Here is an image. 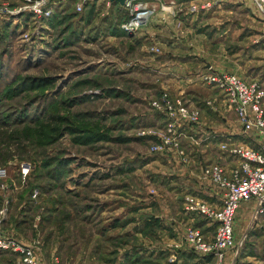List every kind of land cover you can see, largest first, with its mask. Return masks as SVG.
Wrapping results in <instances>:
<instances>
[{"label": "rangeland", "instance_id": "obj_1", "mask_svg": "<svg viewBox=\"0 0 264 264\" xmlns=\"http://www.w3.org/2000/svg\"><path fill=\"white\" fill-rule=\"evenodd\" d=\"M226 1H212L191 16L208 26L197 20L195 30L204 34L196 49L228 54L242 75L218 72L264 88V19L249 0ZM23 3L0 0V169L6 171L0 211L7 210L0 233L36 245L42 264H169L171 226L146 223L174 218L185 241V196L176 194L173 181L189 174L177 160L189 159L179 151L189 149L193 128L177 123L170 133L152 103L167 93L196 109L203 122L205 105H212L198 76L206 64L198 73L179 71L170 48L147 52L153 42L145 27L126 34L128 16L116 4L94 0L76 12L74 1L66 0L51 18L38 19L22 10ZM226 106L233 121L236 112ZM163 136L176 137L177 147L164 146ZM255 136L243 137L250 142ZM228 158L233 169L239 165ZM22 164L31 166L25 180ZM255 209V202L242 203L236 213L242 245L238 256L228 254L229 263L264 264V216L255 219ZM16 263L11 252H0V264Z\"/></svg>", "mask_w": 264, "mask_h": 264}, {"label": "built area", "instance_id": "obj_2", "mask_svg": "<svg viewBox=\"0 0 264 264\" xmlns=\"http://www.w3.org/2000/svg\"><path fill=\"white\" fill-rule=\"evenodd\" d=\"M23 1L25 3L22 10L33 14L35 18L49 19L54 14V8L66 0ZM73 1L76 12H82L85 6L94 0ZM100 1L112 4L109 0ZM212 1L217 3L219 0H205L201 6L193 2L186 7V11L192 15L198 14L201 10L211 8ZM249 1L264 19V0ZM122 7L128 16L122 29L131 36L148 26L159 13L163 18L165 15L173 19L177 18L178 11L182 12L185 6L180 3V0H126ZM151 50L159 52L158 49ZM198 76L205 85L222 92L228 104L236 112L244 133H254L260 141L258 148L234 142L221 144V150L224 153L239 161V165L232 169L229 175L220 164L204 168V178L223 191L221 209H215L190 196H187L184 202L186 212L198 213L216 226V234L212 242H208L200 230L188 228L185 241L190 249L201 257L211 256L213 264H235V260L229 263L228 254L235 251V256H238L242 245V243L237 244L235 237V218L240 205L255 202V219L264 216V88L257 83L249 84L236 75L218 72L207 66L198 73ZM208 104L211 105V103ZM152 105L156 111L164 114L170 133L175 132L177 123L188 126L200 124V113L196 109L190 108L181 99H171L167 93L154 101ZM176 139V137L171 139L163 136V144L177 147ZM30 171V164H22L20 166L22 179L25 180ZM2 178H6V171L0 169V179ZM6 215V209L0 211V228ZM38 250L34 244L24 245L6 239L0 233V252H11L17 257L16 264H42Z\"/></svg>", "mask_w": 264, "mask_h": 264}, {"label": "crops", "instance_id": "obj_3", "mask_svg": "<svg viewBox=\"0 0 264 264\" xmlns=\"http://www.w3.org/2000/svg\"><path fill=\"white\" fill-rule=\"evenodd\" d=\"M225 1L226 0H224V3ZM193 2L199 1L180 0V3L185 6V9L183 8L182 12L178 11L177 18L173 19L172 17H166V15L163 18V16L159 13L160 15L158 14V16L154 18L147 27H145L147 32V40H149L151 43L153 42L152 45H150V50L146 51L151 53L152 47L158 49L159 52L161 48L163 50L166 47L170 48L171 50L169 54L171 59H173V66L175 67L177 65L179 71L188 70L187 68L192 67V69L194 68V70L192 71L194 73L195 70L197 71L198 69L202 68L201 64L205 63L206 65L204 66H212L213 68H215L216 71L227 70L229 72L236 74L239 73L242 75V67L238 65H230V56L228 54H225L220 57L215 55L214 57L211 54L203 53L202 51H198L196 49V43L200 37H198V35L202 36V34L204 33L203 31L195 30V27L198 24L197 20H199L198 17H191L194 15L189 14L186 11V7ZM226 2H232V0ZM225 9H227V7H224V10ZM191 20L195 25H192V22L190 23ZM199 21L201 27H208L207 24H205L206 21ZM175 23L176 26L174 28L173 25ZM189 25L191 26V28L189 27ZM178 29L183 32V35L179 34L180 38L177 37ZM229 31L230 30L228 29L224 34H227L228 36ZM175 33L177 35H175ZM208 37L211 38V35L208 34ZM217 58L220 60L222 59L223 63L228 64V66H222L220 63H218ZM196 73H198V71ZM252 73H254V71ZM194 83L198 85L199 82ZM205 89H208L206 90L208 92H202V95L207 94L211 98L210 102H212L211 106L207 104L209 107L205 105L208 111V118L205 117V115L203 122L201 121L200 124L191 126L193 128V133H191L192 135L189 137L190 145L188 147V150L190 153L187 152L188 150L186 149L179 151L180 154H184V157L189 154V159H187L186 157L184 159L177 160V163L180 165L179 167L182 168L187 166L188 168H190V171H188L189 174L186 175V173H181L177 175L173 183L174 186H177V195H184L185 198L187 196H190L196 201H202L204 203H207L209 206L215 209H221L223 206V191H221L217 186L213 185L210 181L204 178V163L209 162L210 160H212V162L214 163H219L225 168L227 175H229L233 169V166H231L232 164L230 163V159L228 158L229 155H227L221 150V144L226 142H234L247 146H250L249 144H254L252 147L258 148L260 141L258 139L254 141L252 138L250 139V142L246 141L245 137H243L245 133L241 124L237 120L236 115L233 121H231V118L229 119L230 115H228L226 110V108H228V106H226L228 105V102L224 95L221 94L220 91L216 90L215 88L209 87L207 85H205ZM213 90H215V92ZM208 102L209 101H207V103ZM224 120L226 121L224 122ZM179 136L186 137V134L182 132ZM203 138H205L204 140H206L207 142L204 141V143H202ZM216 151H219L220 155H217ZM213 154L218 156V160L213 159ZM193 168H195L194 171L192 170ZM182 211V215L187 217V223L191 225L192 222L193 226L188 225V228L200 230L202 235L208 242H212L214 240L216 234L215 225L207 221L203 216L198 213H189L186 212V210L184 209ZM178 216H180V213L178 214ZM162 218V216H158L156 217V220H158L163 226H165L166 224L170 225L172 228V232H174V235L172 236L173 244L169 245L171 247L173 246V251L171 252L170 250V253H172L170 255V260H173V262L169 260V264H180L182 262V259L183 262L181 264H204V259L201 257V255L194 253L193 256H190L189 252L192 250L190 249L186 241H184V239L180 237V224L177 223L174 218H171V222L165 216L163 219ZM176 231H178V233ZM228 259L230 258L228 257Z\"/></svg>", "mask_w": 264, "mask_h": 264}, {"label": "trees", "instance_id": "obj_4", "mask_svg": "<svg viewBox=\"0 0 264 264\" xmlns=\"http://www.w3.org/2000/svg\"><path fill=\"white\" fill-rule=\"evenodd\" d=\"M70 1H73V0H70ZM95 1H99V0H95ZM112 4H116V5H118L121 9H124L122 6H120V4H118V3H112ZM125 10V9H124ZM127 15V14H126ZM152 219V221L151 222H149V223H146L147 225H149L150 227H151V225H153V224H160V222L158 221V220H156V219H153V218H151ZM161 225V224H160ZM192 256L194 255V252L193 251H190L189 252ZM203 259H204V261L207 263V264H209V263H211V264H213V258L211 257V256H208V257H202ZM135 264H139V263H135Z\"/></svg>", "mask_w": 264, "mask_h": 264}, {"label": "water", "instance_id": "obj_5", "mask_svg": "<svg viewBox=\"0 0 264 264\" xmlns=\"http://www.w3.org/2000/svg\"><path fill=\"white\" fill-rule=\"evenodd\" d=\"M110 2H112V3H118V4H120L121 6H124L125 5V1L126 0H109Z\"/></svg>", "mask_w": 264, "mask_h": 264}, {"label": "bare ground", "instance_id": "obj_6", "mask_svg": "<svg viewBox=\"0 0 264 264\" xmlns=\"http://www.w3.org/2000/svg\"><path fill=\"white\" fill-rule=\"evenodd\" d=\"M121 6V5H120Z\"/></svg>", "mask_w": 264, "mask_h": 264}]
</instances>
